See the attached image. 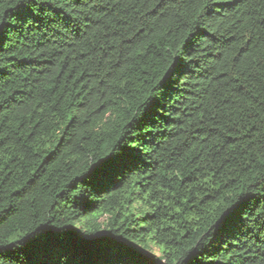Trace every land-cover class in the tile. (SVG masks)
<instances>
[{
	"label": "trees",
	"instance_id": "16d2710c",
	"mask_svg": "<svg viewBox=\"0 0 264 264\" xmlns=\"http://www.w3.org/2000/svg\"><path fill=\"white\" fill-rule=\"evenodd\" d=\"M0 264H264V0H0Z\"/></svg>",
	"mask_w": 264,
	"mask_h": 264
},
{
	"label": "snow or ice",
	"instance_id": "6c2138e0",
	"mask_svg": "<svg viewBox=\"0 0 264 264\" xmlns=\"http://www.w3.org/2000/svg\"><path fill=\"white\" fill-rule=\"evenodd\" d=\"M28 2L30 3V2H31V0H28Z\"/></svg>",
	"mask_w": 264,
	"mask_h": 264
}]
</instances>
